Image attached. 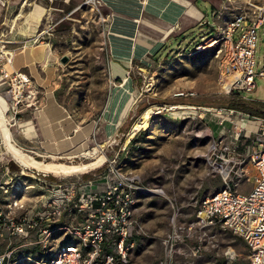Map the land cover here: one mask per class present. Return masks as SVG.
<instances>
[{
    "label": "rangeland",
    "instance_id": "374dc122",
    "mask_svg": "<svg viewBox=\"0 0 264 264\" xmlns=\"http://www.w3.org/2000/svg\"><path fill=\"white\" fill-rule=\"evenodd\" d=\"M204 1L208 9L206 21L218 25L240 9L264 3V0ZM148 11L144 8L143 17L148 19L143 18L144 24L154 29L160 27L159 20L166 22ZM218 11H222L220 17L215 16ZM114 13L117 11L105 0H0V69L11 71L9 63L15 50L47 44L51 66L47 70L45 62L36 63L45 84L30 75L44 94L43 106L49 88L77 123L92 121L93 126L87 135V149L82 152L59 153L64 158L56 160L50 153L36 151L35 135L25 136L32 123L35 125L32 128L37 129L34 115L25 112L13 119L3 98L6 85L0 82V110L19 153L18 160L6 153L0 133V186L7 185L17 196L27 197L30 206L37 204L40 195L47 197L52 188L48 184L55 181L82 183L103 175V179L92 182V186L103 189L106 183L119 177L134 179L136 217L145 235L137 238L128 264H157L165 254L163 240L172 234L173 223L175 264H247L246 246L240 238L217 225L200 230L194 223V215L199 200L224 188L219 172L205 159L213 138L222 132L224 142L229 143L239 134L238 148L243 151L244 129L251 132V139L264 119V83L256 78L252 94L228 93L227 87L219 83L213 50H194L195 41L207 28L196 26L181 36L172 33L154 56L147 54V58L132 60L126 70L132 89L130 101L117 116L110 101L123 80L115 77L111 69L109 28ZM143 30L154 34L149 27ZM258 37L256 57L262 62L264 25L258 29ZM5 54L10 62L4 59ZM120 59L126 64L129 60ZM20 71L27 72L25 68ZM126 80L118 96L127 94ZM117 98L115 104L125 107L129 96L122 103ZM148 108H153V113L146 119V128L134 130ZM230 109L233 110L230 116L223 114L230 121L220 125L215 114L221 110L229 113ZM31 119L32 123L28 122L31 126L27 125ZM91 125L82 130L89 131ZM93 149H97L95 154ZM32 151L40 156H33ZM71 155H76L75 162H68L66 157ZM15 186L24 192H16ZM80 190L83 189L76 185L69 192L78 200ZM57 194L63 198L67 192L60 188ZM45 211L50 214V208ZM58 222L51 218L30 229L26 237L9 236L3 229L0 255L10 253L8 264H35L41 257L42 245L53 253L66 237L64 231L51 232L59 226ZM228 251L236 253L235 259L227 255Z\"/></svg>",
    "mask_w": 264,
    "mask_h": 264
},
{
    "label": "built area",
    "instance_id": "2783aa9c",
    "mask_svg": "<svg viewBox=\"0 0 264 264\" xmlns=\"http://www.w3.org/2000/svg\"><path fill=\"white\" fill-rule=\"evenodd\" d=\"M221 14L222 11H218L215 16ZM204 25L206 32L195 41L194 50H213L219 83L227 86L228 93L252 94L256 78L264 83V60L261 62L256 57L258 29L264 25V3L240 9L219 25L207 21L200 24ZM4 59L10 62L6 54ZM0 74L1 85H6L3 98L13 119L21 113L33 114L42 108L44 94L30 74L20 70L9 72L4 68L0 69ZM232 113V109L229 113L221 110L215 114L217 122L223 125L230 121L223 114ZM28 121L32 123V119ZM261 121L251 139V132L244 129L242 152L238 148L239 134L229 143L224 142L222 132L213 138L205 159L219 172L224 188L199 200L194 215L198 229L217 225L240 238L246 246L247 264H264V119ZM32 126L35 125L32 123ZM36 151L31 152L33 156H40ZM53 155L56 160L64 158L59 153L49 156ZM74 157L76 155L66 158L68 162H75ZM103 178L98 175L82 183L55 181L48 184L52 187L48 196L40 195L37 204L30 206L27 197L17 196L7 185L0 186V231L5 229L9 236L26 237L30 229L53 218L59 220V226L51 232L61 230L66 237L53 253H48L42 245L41 257L35 264H128L137 238L145 235L136 217V182L119 177L106 183L103 189L92 186L93 181ZM76 185L83 189L78 200L69 192ZM60 188L67 192L63 198L57 194ZM14 189L24 192L17 186ZM46 208H50L49 215ZM81 213L83 216H76ZM175 231L173 223L172 234L163 240L165 254L157 264H175ZM227 255L232 259L236 257L231 251ZM9 259L10 253L1 254L0 264H8Z\"/></svg>",
    "mask_w": 264,
    "mask_h": 264
},
{
    "label": "crops",
    "instance_id": "0c3cea01",
    "mask_svg": "<svg viewBox=\"0 0 264 264\" xmlns=\"http://www.w3.org/2000/svg\"><path fill=\"white\" fill-rule=\"evenodd\" d=\"M107 3H109L116 11L117 13L113 14L114 16L121 17L125 20L135 22V30L133 35H126V34H119L118 37H122L123 39L130 40L129 47H126L127 54H129V60L127 64L122 61L120 58L115 57L112 52V46L109 38V54H110V60L112 64V74L115 77L121 78L123 80V84L115 89L112 94V98L110 101V106L112 107L113 111L117 113L118 115H121V113L126 109L127 104L130 101V92L132 91L130 86V79L126 77V70L131 64L132 60L142 58L145 56L147 58V54L150 56H154L156 52L159 51V49L162 47V45L165 42V39L169 37L172 33H175V35H183L190 29H193L196 26H200L203 22H206L207 15L205 14L207 9V3L204 0H196V2H192L190 0H137L138 3L141 4V8L135 9V12L138 13V16L129 13L130 9L127 8V5H118V9L115 8L116 5H113V2L110 0H105ZM145 10H150L148 12L152 13L153 15H157L158 18H162L166 22L162 23L160 20L158 21V26L153 29L148 24H144L143 18L145 20H148L146 17H143V12ZM113 19L110 23V28L112 26ZM144 27H149L154 34H150L147 31H144ZM110 31V29H109ZM162 35V37H161ZM110 36V32H109ZM124 47V46H123ZM16 50L12 54L11 58V71L12 70H21L25 68L27 72H29L30 75H34L38 81L43 82L45 84V79H42L39 75L36 63H43L45 62L44 67L49 69L48 67L51 66L52 58L48 54L49 52H45L44 57L38 61L33 60L32 62L26 61L25 59H16ZM126 59V58H124ZM16 61V62H15ZM26 61V62H25ZM21 62V63H20ZM17 64V65H16ZM40 65V64H39ZM38 65V66H39ZM42 65V66H43ZM43 67V68H44ZM116 68V72L118 74H114V69ZM51 69V68H50ZM126 81H128L127 86V96H129L128 101L125 104V107H122L119 103L115 104V100L117 96L122 92L121 87L124 85ZM125 86V85H124ZM51 91V89H47V92ZM53 98L55 101L56 106L64 109V111L67 114V117L59 119V115H47L46 112H44V116L39 118L37 117L36 113L39 111H35L33 113L35 124H37V129L35 130L32 128L29 121H27V125L29 124L31 126L27 127V130L25 132V136L28 138L31 135H35L34 139L36 142L35 149L37 151H41L42 153H50V154H57V153H63L65 155L67 154H77L79 152L84 151L87 149V135L93 130L92 121L85 123V124H79L77 123L68 113V111L60 105L57 100L55 99V96L53 94ZM120 99V98H117ZM47 93L45 94V104L42 109L47 108ZM46 114V115H45ZM68 119V120H67ZM56 120V121H55ZM54 121V122H53ZM51 123L55 126L52 127ZM58 123V124H57ZM46 124L49 126V132L46 129ZM76 126L74 127V125ZM77 125H79V128H87L91 125V128L89 129L88 133L85 137H82L80 135H75L76 131L78 129ZM71 126V127H70ZM51 127V128H50ZM61 129V130H59ZM37 131V132H36ZM57 131V132H56ZM62 132V133H61ZM67 139H70L72 141L71 144H69L68 141H65ZM86 142V147L80 148L83 146V144Z\"/></svg>",
    "mask_w": 264,
    "mask_h": 264
},
{
    "label": "bare ground",
    "instance_id": "6f19581e",
    "mask_svg": "<svg viewBox=\"0 0 264 264\" xmlns=\"http://www.w3.org/2000/svg\"><path fill=\"white\" fill-rule=\"evenodd\" d=\"M110 1L113 2V5H116L115 8H117V9H118V5H127L128 6L127 8H132L128 12L135 15L136 17L138 16V13L135 12V9L141 8V4L138 3L137 0H110ZM135 25H136L135 22L125 20V19L118 17V16L113 17L112 26H111V28H109L110 29L109 38H110V42H111V46H112V52H113L115 57L126 58V59L129 58V54H127V51L125 48L129 47V45L131 46L130 40L123 39L122 37H118L117 35H119V34L133 35L134 30H135ZM46 51H47V44H39L38 46L25 47L24 49L17 50L15 52V54H16V59L21 58V59H25L26 61L32 62L33 60L40 61L44 57V54ZM11 55H12V53H11ZM0 57H2V54H0ZM8 59L10 60V58H8ZM225 87H227V86L225 85ZM126 96H127L126 93H124L123 96H118V98H120V99H117V101L122 103V99L126 98ZM46 104H47V108L42 109L41 111L37 112L36 113L37 117H39V118L43 117L44 112H46L47 115H54V114L59 115L60 120L62 118L67 117V114L64 111V109L56 106L54 98H53V94L51 93V91L47 92ZM151 113H153V108H148L141 115L139 121L136 122L133 129L135 130V129H138L139 127L146 128V126H147L146 119L150 116ZM51 125H52V127H55L52 123H51ZM75 126L76 125H74V127ZM46 129L49 132V126L47 124H46ZM59 130H61V129H59ZM0 133H1L2 140L4 142L6 153H9L10 156L14 160H18L19 159L18 158L19 153H18L17 149L14 148V144L12 143V138L10 136L9 129L7 128V125H6V120H5L1 110H0ZM87 133H88L87 130H84V129L82 130L81 128L78 127L75 135H80L82 137H85ZM65 141L69 142L72 140L67 139ZM69 144H71V142H69ZM83 147H85L84 144L80 148H83ZM96 152H97V149L92 150V154H95ZM157 193L161 194L162 192L157 191Z\"/></svg>",
    "mask_w": 264,
    "mask_h": 264
}]
</instances>
